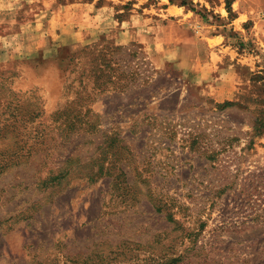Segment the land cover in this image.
I'll list each match as a JSON object with an SVG mask.
<instances>
[{
    "label": "rangeland",
    "instance_id": "rangeland-1",
    "mask_svg": "<svg viewBox=\"0 0 264 264\" xmlns=\"http://www.w3.org/2000/svg\"><path fill=\"white\" fill-rule=\"evenodd\" d=\"M0 264H264V0H0Z\"/></svg>",
    "mask_w": 264,
    "mask_h": 264
}]
</instances>
